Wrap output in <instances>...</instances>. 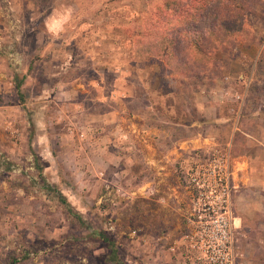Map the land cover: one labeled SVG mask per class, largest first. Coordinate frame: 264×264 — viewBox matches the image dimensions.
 I'll list each match as a JSON object with an SVG mask.
<instances>
[{
  "label": "rangeland",
  "instance_id": "obj_1",
  "mask_svg": "<svg viewBox=\"0 0 264 264\" xmlns=\"http://www.w3.org/2000/svg\"><path fill=\"white\" fill-rule=\"evenodd\" d=\"M173 1L0 0V264H115L99 231L124 264H202L216 219L264 264V0L206 55ZM163 35L193 76L157 63Z\"/></svg>",
  "mask_w": 264,
  "mask_h": 264
},
{
  "label": "trees",
  "instance_id": "obj_2",
  "mask_svg": "<svg viewBox=\"0 0 264 264\" xmlns=\"http://www.w3.org/2000/svg\"><path fill=\"white\" fill-rule=\"evenodd\" d=\"M257 1L261 0H178L177 3L173 1L170 4H173L172 9L175 15L186 18L190 22L191 20H198L204 25V29H200L194 23H189L179 30V33L183 32L191 48H196L206 55L203 47L209 41L225 42L223 40L228 36V32L231 28H234L230 27L228 23L234 17L235 10L246 11L249 3ZM210 23H213L210 26L214 27H210L208 25ZM182 39L185 40L184 38ZM150 40L148 42L149 49L152 51V56L157 57V63L161 67L168 70V72L179 73L184 78L193 76L190 74L192 71H188L185 68L188 62L181 59L180 54L175 49L180 39L178 40L177 37L170 35H163L159 39L151 38ZM16 88L19 92H22V81L16 84ZM46 186L50 188V184H46ZM54 192L58 199L69 209V212H74L66 196L57 189H54ZM98 234L111 248L108 255L109 259L115 264H124L119 255L118 246L109 234L105 231H99ZM11 264H15V262Z\"/></svg>",
  "mask_w": 264,
  "mask_h": 264
},
{
  "label": "built area",
  "instance_id": "obj_3",
  "mask_svg": "<svg viewBox=\"0 0 264 264\" xmlns=\"http://www.w3.org/2000/svg\"><path fill=\"white\" fill-rule=\"evenodd\" d=\"M228 93L229 91L226 90V94ZM234 97L237 100L243 99L240 93L234 94ZM228 158V153L218 154L220 165L215 180L222 186H224L225 178L229 173ZM215 221L220 223V228L216 231L207 232L199 247L201 254L198 255L197 260H201L202 264H237V252L233 244L231 224L222 219H216Z\"/></svg>",
  "mask_w": 264,
  "mask_h": 264
},
{
  "label": "crops",
  "instance_id": "obj_4",
  "mask_svg": "<svg viewBox=\"0 0 264 264\" xmlns=\"http://www.w3.org/2000/svg\"><path fill=\"white\" fill-rule=\"evenodd\" d=\"M113 91H118V90H113ZM115 93V92H114ZM125 96H128V97H130V94H126V93H124V94H122V95H119V97H122V98H125ZM134 100H138V101H140V100H143V97H140V95L138 96H134ZM216 120V119H215ZM179 124H181V123H179ZM193 264H196V262L194 261V262H192Z\"/></svg>",
  "mask_w": 264,
  "mask_h": 264
}]
</instances>
